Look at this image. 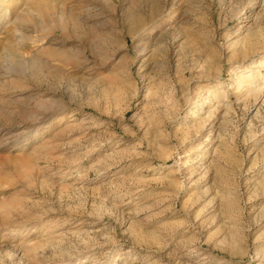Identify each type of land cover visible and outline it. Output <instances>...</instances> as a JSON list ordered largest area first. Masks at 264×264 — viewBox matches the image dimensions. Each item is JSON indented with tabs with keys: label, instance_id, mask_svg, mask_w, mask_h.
I'll list each match as a JSON object with an SVG mask.
<instances>
[{
	"label": "rangeland",
	"instance_id": "obj_1",
	"mask_svg": "<svg viewBox=\"0 0 264 264\" xmlns=\"http://www.w3.org/2000/svg\"><path fill=\"white\" fill-rule=\"evenodd\" d=\"M39 2L0 0V264H264V0Z\"/></svg>",
	"mask_w": 264,
	"mask_h": 264
},
{
	"label": "bare ground",
	"instance_id": "obj_2",
	"mask_svg": "<svg viewBox=\"0 0 264 264\" xmlns=\"http://www.w3.org/2000/svg\"><path fill=\"white\" fill-rule=\"evenodd\" d=\"M48 1L50 0H40L39 3H37V9L38 11L42 12V14H46V9L47 7L50 5L48 3ZM60 16V15H59ZM59 20H60V17H59ZM47 51L49 53H53L54 55L58 56L60 59H64V60H71L70 56L67 55V52L64 51V50H61V49H57V48H48ZM5 74V73H4Z\"/></svg>",
	"mask_w": 264,
	"mask_h": 264
}]
</instances>
